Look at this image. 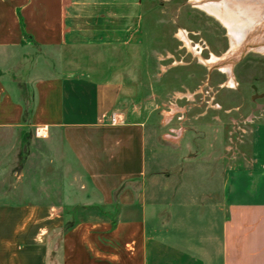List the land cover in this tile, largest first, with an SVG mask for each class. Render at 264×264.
Masks as SVG:
<instances>
[{
  "label": "crops",
  "instance_id": "obj_1",
  "mask_svg": "<svg viewBox=\"0 0 264 264\" xmlns=\"http://www.w3.org/2000/svg\"><path fill=\"white\" fill-rule=\"evenodd\" d=\"M142 19L141 0H0V54L126 47ZM59 69L0 65V129H32L38 146L16 179L2 166L0 264H264V119L234 166L212 132L189 150L183 129L125 125L122 81L95 77L109 68Z\"/></svg>",
  "mask_w": 264,
  "mask_h": 264
},
{
  "label": "rangeland",
  "instance_id": "obj_2",
  "mask_svg": "<svg viewBox=\"0 0 264 264\" xmlns=\"http://www.w3.org/2000/svg\"><path fill=\"white\" fill-rule=\"evenodd\" d=\"M191 2L141 0L143 19L135 39L140 42L126 47L90 48L84 52L27 47L24 53L0 54V65L14 67L23 56L31 62L53 61L62 72L109 68L112 74L103 70L95 77L122 81L124 91L116 112L124 115L125 125H138L141 130L159 134L175 135V131L183 129V146L189 150L194 147L195 131L212 132L216 148L224 150L232 164L238 166L244 164L254 125L264 119V54L249 49L239 60L233 59L235 85L228 88V75L200 62L179 38L181 31L186 32L192 48L200 50L204 61L212 55L221 58L230 50L227 28ZM64 58L72 61L70 65L66 63L69 67ZM177 106L184 112L174 113ZM167 113L174 115L169 123L164 121ZM63 140L65 135L59 132L50 145L46 144L53 147L52 155L60 156ZM158 141L165 147L174 145L160 138ZM34 146L38 147L32 129H0V173L10 164L16 179V173L28 168ZM73 173L74 187L78 188L76 184L82 176L77 168Z\"/></svg>",
  "mask_w": 264,
  "mask_h": 264
},
{
  "label": "bare ground",
  "instance_id": "obj_3",
  "mask_svg": "<svg viewBox=\"0 0 264 264\" xmlns=\"http://www.w3.org/2000/svg\"><path fill=\"white\" fill-rule=\"evenodd\" d=\"M191 1L197 8L214 17L227 28L230 50L221 58L212 55L209 60L204 61L200 57V50L192 48L186 32L181 31L179 38L195 56L199 57L200 62L209 68H219L222 73L228 75V88L234 87L232 60L246 54L249 49L264 54V0ZM187 98L192 96L187 94Z\"/></svg>",
  "mask_w": 264,
  "mask_h": 264
},
{
  "label": "water",
  "instance_id": "obj_4",
  "mask_svg": "<svg viewBox=\"0 0 264 264\" xmlns=\"http://www.w3.org/2000/svg\"><path fill=\"white\" fill-rule=\"evenodd\" d=\"M256 90V89H255Z\"/></svg>",
  "mask_w": 264,
  "mask_h": 264
}]
</instances>
